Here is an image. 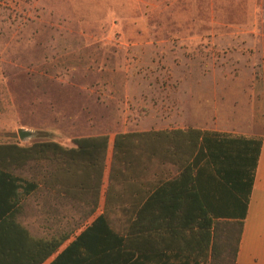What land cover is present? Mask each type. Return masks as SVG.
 Returning <instances> with one entry per match:
<instances>
[{"label": "rangeland", "instance_id": "1", "mask_svg": "<svg viewBox=\"0 0 264 264\" xmlns=\"http://www.w3.org/2000/svg\"><path fill=\"white\" fill-rule=\"evenodd\" d=\"M181 127L264 134V0L0 1V143L106 136L81 166L103 193L138 162L112 159L116 134ZM49 157L17 174L51 173Z\"/></svg>", "mask_w": 264, "mask_h": 264}, {"label": "crops", "instance_id": "2", "mask_svg": "<svg viewBox=\"0 0 264 264\" xmlns=\"http://www.w3.org/2000/svg\"><path fill=\"white\" fill-rule=\"evenodd\" d=\"M189 128L198 129L203 134L260 139L261 146L253 170L249 202L235 264H264V134L245 136L231 131L195 127L138 132L145 134L139 138L137 145L132 144V147L139 152L138 162H134L133 165L129 162L126 168L128 177L109 181L103 193L99 180L97 182L84 180L81 166L83 163L87 164L86 167L89 164L79 158L71 161L61 155L58 157L62 160L61 167L52 169L48 174L34 170L31 178L23 177L17 172L29 169L32 163H36L34 161L50 159L49 156L52 158L50 152L41 159L29 158L17 164L11 160L7 163L3 161V165L8 166L7 172L10 175L32 185L22 198L18 199L26 189L24 191L20 185L11 196L12 203L14 202L12 211L14 209L16 221L35 239L61 240L56 252L41 264H49L99 217L104 218L109 229L124 241L119 250H123L128 259L120 258L118 264H204L196 258L199 250H196L193 243L195 230L189 229L187 224L180 228L177 221L178 217L188 219L194 216L196 198L208 211L212 204L209 178L213 166L205 162V158L199 162H187L185 150L189 145L188 134L171 133L173 130L186 132ZM23 137L24 135L19 138ZM73 145L72 148H75L74 143ZM203 150L206 151L205 147ZM194 156L195 154L192 160ZM39 162L37 165L41 164ZM188 166H192L194 172L206 170L193 180L194 189L190 188L188 181L172 184L181 185L180 191L175 188L165 189L166 183H172L171 178L176 177ZM193 176L195 177V173ZM222 203L223 206L216 209L218 218L235 220L240 218L241 209L237 212L236 206L233 208L230 206L228 209L225 201ZM228 211L230 215H227ZM84 212L88 222L80 227ZM26 214L32 218L28 221V225L22 221ZM112 218L118 222L117 229L112 226ZM69 223L71 226L68 227ZM165 223L171 225L167 226Z\"/></svg>", "mask_w": 264, "mask_h": 264}, {"label": "trees", "instance_id": "3", "mask_svg": "<svg viewBox=\"0 0 264 264\" xmlns=\"http://www.w3.org/2000/svg\"><path fill=\"white\" fill-rule=\"evenodd\" d=\"M171 133L188 134L189 145L185 150L187 162H199L205 158V162L213 166L209 178L212 196L210 212L206 207L203 208L202 203L196 198L194 216L188 219L178 217L179 227L187 224L189 229L195 230L193 243L196 250H199L196 258L204 264H235L261 141L259 138L203 134L198 129L190 128L186 132L173 130ZM141 136L145 134H116L112 141V159L129 154V151L134 149L132 144L137 145ZM107 141L106 136L75 139L73 143L76 147L72 149H65L53 142L33 143L28 147H20L13 142L0 143V264H41L54 254L61 244L60 239L31 237L16 221L11 196L20 185L24 191L26 189L18 197L22 198L32 185L10 175L7 172L8 166H4L3 163L11 160L17 164L19 161L34 157L41 159L50 152L56 158L62 155L71 161H74V158L85 160L89 167L96 168L103 160ZM204 147L206 151L203 150ZM203 171L206 170L194 172L192 166H188L176 177L171 178L170 181L173 182H167L165 189L175 188L180 191L181 185L172 184L185 181L194 189L193 180ZM194 173L195 177H192ZM222 201H225L228 209L230 206L232 208L236 206L237 212L241 209L238 220L217 217L216 209L223 206ZM227 215H230L229 211ZM123 242L121 237L109 229L104 218L99 217L49 264H118V259H128L123 250H119Z\"/></svg>", "mask_w": 264, "mask_h": 264}, {"label": "water", "instance_id": "4", "mask_svg": "<svg viewBox=\"0 0 264 264\" xmlns=\"http://www.w3.org/2000/svg\"><path fill=\"white\" fill-rule=\"evenodd\" d=\"M19 137H22V135H30L29 133H23L21 131L18 132Z\"/></svg>", "mask_w": 264, "mask_h": 264}]
</instances>
